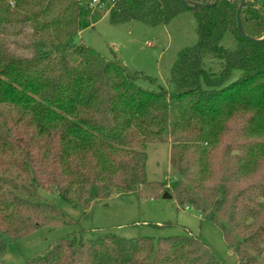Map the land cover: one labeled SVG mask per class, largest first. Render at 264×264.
Instances as JSON below:
<instances>
[{"label": "trees", "instance_id": "obj_1", "mask_svg": "<svg viewBox=\"0 0 264 264\" xmlns=\"http://www.w3.org/2000/svg\"><path fill=\"white\" fill-rule=\"evenodd\" d=\"M187 4L213 0H185ZM239 0H0V255L43 224L112 193L168 191L214 223L238 264H264V41L236 27ZM185 9L197 42L178 52L169 87L76 40L103 16L167 24ZM243 32L264 33V0H244ZM13 45L14 48H11ZM169 145V182L148 180V144ZM170 225V224H167ZM19 264H222L190 233L68 235Z\"/></svg>", "mask_w": 264, "mask_h": 264}, {"label": "rangeland", "instance_id": "obj_2", "mask_svg": "<svg viewBox=\"0 0 264 264\" xmlns=\"http://www.w3.org/2000/svg\"><path fill=\"white\" fill-rule=\"evenodd\" d=\"M91 0H83L88 2ZM93 3L96 1L92 0ZM77 41L91 47L106 59L117 58L129 69L139 72L138 85L154 89L169 87L171 68L178 52L197 42L191 10L185 9L167 24L146 25L132 21L110 24L107 17L80 31ZM14 48L13 45H10ZM148 180L169 182L174 178L169 164V145L151 143L146 148ZM137 198L134 193H112L94 201L89 208L75 207L57 196L52 189H39L36 201H49L64 211L65 222L43 224L18 240L8 243L0 255V264H19L41 254L61 237L82 235L95 239L109 232L123 238H152L190 233L207 244L222 264H238L236 255L223 239L214 223L201 219L195 210L180 208L175 198H164L168 191ZM170 224V225H167Z\"/></svg>", "mask_w": 264, "mask_h": 264}, {"label": "water", "instance_id": "obj_3", "mask_svg": "<svg viewBox=\"0 0 264 264\" xmlns=\"http://www.w3.org/2000/svg\"><path fill=\"white\" fill-rule=\"evenodd\" d=\"M180 1L187 8L193 9L195 7H210V6L214 5L217 0H213V2H211V3L198 2V3H195V4H187L185 0H180ZM243 4H244V0H239L238 6H237V9H236V14H235V22H236V27H237V30H238L239 34L242 37L248 39L251 42L259 43V42L264 41V33H263V36L261 38H252V37L247 36L243 32L242 26H241V20H240V12H241V8H242ZM163 197L164 198H171V194H169L168 192H164L163 193Z\"/></svg>", "mask_w": 264, "mask_h": 264}, {"label": "crops", "instance_id": "obj_4", "mask_svg": "<svg viewBox=\"0 0 264 264\" xmlns=\"http://www.w3.org/2000/svg\"><path fill=\"white\" fill-rule=\"evenodd\" d=\"M103 17H105V16H103ZM103 17H102V18H103ZM198 215H199V214H198Z\"/></svg>", "mask_w": 264, "mask_h": 264}, {"label": "built area", "instance_id": "obj_5", "mask_svg": "<svg viewBox=\"0 0 264 264\" xmlns=\"http://www.w3.org/2000/svg\"><path fill=\"white\" fill-rule=\"evenodd\" d=\"M94 1H96V0H94Z\"/></svg>", "mask_w": 264, "mask_h": 264}]
</instances>
